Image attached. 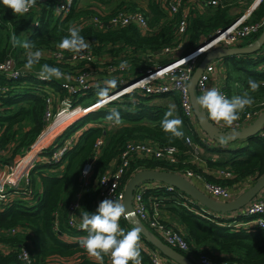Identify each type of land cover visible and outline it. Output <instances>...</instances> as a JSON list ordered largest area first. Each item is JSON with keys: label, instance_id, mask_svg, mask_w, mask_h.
Instances as JSON below:
<instances>
[{"label": "trees", "instance_id": "16d2710c", "mask_svg": "<svg viewBox=\"0 0 264 264\" xmlns=\"http://www.w3.org/2000/svg\"><path fill=\"white\" fill-rule=\"evenodd\" d=\"M201 1L202 6L186 9L184 5L188 0H183L179 9L171 13L163 5L162 0H73L66 12L56 11L55 0H37L36 6L23 16L15 15L11 9L0 4V29H10L17 39L26 30L27 34L23 36V41H32L35 44L34 50L58 48L59 42L68 35L69 27L81 28L80 34L90 43L95 57L90 59L89 65H84L86 61L84 58H58L53 54H43L38 65L58 67L66 76L74 72L77 66L84 65L86 68L91 66L95 69L94 77L97 78V82H93L91 78L87 87L76 85L75 90L69 92L64 85L65 79L44 81L38 77L35 70L26 72L23 68L17 73H12L0 69L2 150L0 163H8L15 154L27 151L43 130L48 94L56 98L69 95L73 104L86 105L93 102L98 99L97 93L105 86L106 80L115 78L117 81L115 88H118L119 85L149 69L172 60L175 56L163 51L165 45L182 40L181 53H184L195 47L209 33L231 23L252 2V0H217L216 3ZM234 5L241 9L231 13L230 8ZM119 10H140L147 20V29H140L134 21L98 27L93 22L83 20L87 15L94 14L106 20ZM184 13L185 28L179 31L178 24ZM263 15L264 0H260L250 10L248 19H258ZM259 31L247 36L245 42L253 40ZM146 50L151 51L150 58L143 56ZM69 53L64 51V55ZM23 54L25 55L20 62H26V52ZM9 55L14 56L10 49L0 44V61ZM96 56L105 59L103 64L117 63L123 56H127L129 66L122 71L118 70L113 76L108 75L105 69L96 66ZM222 60L225 64L224 87L229 98L242 95L245 91H249L254 98V104L246 107L241 114L243 115L245 111L264 109V80L261 81L264 78L263 49L260 47L249 53L230 54L222 57ZM249 79L260 84L258 91H250ZM169 95L174 99L173 104L165 101ZM52 99L54 102L55 98ZM170 105H175L172 118L178 117L183 121L181 130L184 133L183 138L174 139L171 143L170 134L161 128V120ZM112 109L120 113L123 123L119 127L109 125L110 122L106 120ZM90 121L94 122L89 124ZM78 129H81L78 137L71 142L58 160H52L54 151L61 146L63 140ZM50 131L46 132L44 139H47ZM186 136H190L204 151L226 149L225 146H212L201 140L189 118L182 111L176 90L159 94L136 90L72 121L53 141L37 152L29 169L31 197L25 198L18 194L0 208V228L13 226L20 228L8 235L0 234V264H23L19 257L22 247L29 252V264H96L94 260L84 256L86 252L80 241L87 233L81 228L69 226L67 206L82 183L80 174L83 164L91 161V171L87 176V182L82 186V211L79 217L81 219L84 211L90 214L96 211L97 180L113 162L122 142L127 138H151L163 145H173L177 148L179 160L176 163H169L149 156H136L131 159L124 172L122 184L133 172L141 168L167 169L184 175L186 169H191L205 180L230 186L235 191L239 183L249 181L250 184L264 173V126L257 134L229 148L227 158L212 159L204 156L203 151L201 156L205 165L190 161L188 155L190 145L185 140ZM97 138H106V142L95 148ZM222 168L231 170L232 175L226 177L218 175L216 171ZM36 180L40 188H37ZM21 190L22 187H18V192ZM148 191L157 192L155 188ZM195 207L190 208L177 202L166 207L181 220L193 256L201 253L213 259L238 264L264 262V227L223 225L219 223L222 219L218 215L213 216L201 210L198 208L199 205ZM239 217L247 218L242 215ZM120 224L125 232L135 228L126 218H122ZM65 233L73 236L67 237ZM140 239L150 246L153 245L141 232ZM140 250L142 264H153L150 255L141 245ZM105 259L106 256L104 264Z\"/></svg>", "mask_w": 264, "mask_h": 264}, {"label": "built area", "instance_id": "2783aa9c", "mask_svg": "<svg viewBox=\"0 0 264 264\" xmlns=\"http://www.w3.org/2000/svg\"><path fill=\"white\" fill-rule=\"evenodd\" d=\"M205 1L208 3H216L217 0ZM72 2L73 0H71L70 3L69 0H55V9L56 11L57 9H59V11L57 12H66L71 6ZM162 3L169 10V12L172 13L179 9L181 4L183 3V0H162ZM249 8L236 16L228 25L218 28L209 33V35L200 43L184 53H181L183 49L182 40H177L174 43L165 45L163 51L165 53H171L175 56L172 60L164 64L155 66L154 68L149 69L148 71L131 79L130 81L124 82L123 84L119 85L118 88L109 91L110 97H115V99L112 100H116L124 94H128L136 90L158 94L176 90L179 94L182 111L189 118V121L192 123L195 131L198 133V135H200L201 140L206 142L207 137L203 134L202 131H200V129L198 130L197 120L190 101L188 80L196 64L207 50L217 45L246 43L245 38L247 36L256 31H259L264 26V15L254 20L248 19V15L250 13ZM83 20L87 22H93L98 27H103L105 25H122L134 21L139 25L140 29H147V20L140 10H119L112 14L106 20L101 19L96 14L90 16L87 15L83 18ZM185 24L186 13L183 14L179 21L178 30L183 31L185 28ZM262 49L264 51V45L262 46ZM41 51L44 55L53 54L58 58H66L69 56L71 58L77 59L76 54L74 53L64 55V51L59 47H46L41 49ZM150 55V50H146L143 53V56L146 58H150ZM83 58L86 59L84 65H89L88 63L90 59L95 58L93 57V53L90 47L83 53ZM104 60V58L96 56V66L101 69H105L108 75L112 76L117 74L118 70L122 71L129 66V60L127 56H123L117 63L106 62L105 64H103ZM122 62L126 63V67L123 69L121 68ZM221 64L224 65L221 57H212L207 60L196 82L195 92L197 94V97L203 94L204 91L216 87L221 90L222 94L229 98L228 92L224 87V80L222 78L215 79L216 75H218L216 73V69L218 65ZM84 65L77 66V68H75V72L68 75L71 77L70 80H64V85L69 90V92L74 91L76 85L87 87V85L89 84V79L91 78H93V82H97V78L94 77L96 73L95 69H93L91 66H88V68H86L84 67ZM23 68V66H15L12 55L7 56L3 61H0V69H4L12 73H17ZM81 77H83V80H81ZM48 95L49 96H46V108L44 111L45 126L36 140H39L43 134L54 129L63 121L74 117L72 118V120H70V122L67 123L69 124L73 120L81 117L83 114L93 109L100 108V105L105 103L101 98H98L97 100L87 103L86 105H82L80 103L73 104L69 95L63 98H56L54 95ZM51 96L55 98L54 102ZM65 100L70 101V107L64 105L63 102ZM97 103L101 104H98L96 108L89 110V107H91V105H95ZM53 105H55L54 108ZM260 111L261 110L245 111L243 115L240 113L239 120L235 121L231 127L225 126L223 122L214 123L223 128H237L250 122ZM63 128L58 130L56 133L60 134ZM56 129L57 128H55L54 130ZM55 138V136H52L47 144H49ZM75 139L76 138H72L71 135L65 138L61 146L58 147L56 151H54L51 159L58 160L62 156L66 148L69 147L71 142ZM185 140L190 145V149L188 150L190 161L197 164H203L204 160L200 155L202 147L198 143H196L190 136H186ZM34 142L24 153L15 154L10 162L3 164L0 163V188H3V192L0 193V195H3L5 197V199L0 200V208L7 204V202H9L11 199L18 196V194H21L25 198L31 197L32 187L29 184V169L32 166V162L35 159L37 152L42 147L47 145L45 144L44 146H41V148H39L35 153L31 154L29 158L23 160V158L27 155V152L33 148ZM101 145L102 138H97L95 142V148H98ZM1 153L2 150L0 149V154ZM136 156H149L155 159H163L165 161H168L169 163H176L179 160L177 148L173 145H163L160 144L157 140L151 138L125 139L122 142L120 150L113 162L99 176L97 180L98 191L95 203L96 208L104 199H119L120 201H122L124 186L127 181L126 180L125 183L122 184V176L124 172H126L131 159ZM91 168V161H87L83 164L80 174L82 183L80 185V188L73 194L67 206V210L69 212L68 224L69 226L75 228H80L79 225L81 223V219L79 217V213L80 211H82V186L87 182V176L89 175ZM216 173L224 177L232 175V171L227 168L219 169L218 171H216ZM185 176L188 178H200L201 188L213 197L230 199L236 195L235 191L230 186L205 180L200 174L194 172L191 169H186ZM20 186L22 187V190L18 192V187ZM154 188L157 190V192L148 191V189ZM146 192L147 195H145ZM173 202L181 203L184 206L190 208H196L195 206L199 205L198 208H200L201 210H205L213 216L218 215L219 217H221L222 220L219 221V223L223 225L244 228H251L255 226L264 227V191L262 190L245 206L241 207L238 210L213 214L210 213L209 210L202 204L197 203L192 197L186 195L174 185L157 181H144L138 184L133 192L134 216L137 218V220H139L140 223L144 224L150 231L159 236L166 244L179 251H183L185 255H187L197 264L238 263H231L227 260L213 259L208 255L201 253L193 256L190 251V244L186 238V231L183 228V225L169 221L163 215L166 207L172 205ZM57 214L58 211L56 212V215ZM241 215L246 216L247 218L241 219L239 217ZM128 221L131 222L130 219H128ZM19 229L20 228L18 226H13L10 228H0V234L8 235L18 231ZM140 245L150 255L153 264H180L169 257L164 258V255L162 256L157 248L148 245L142 239H140ZM19 257L22 260L23 264L30 263V255L26 248H21ZM105 263L111 264L110 256H106ZM260 264H264V262Z\"/></svg>", "mask_w": 264, "mask_h": 264}, {"label": "clouds", "instance_id": "9594fccd", "mask_svg": "<svg viewBox=\"0 0 264 264\" xmlns=\"http://www.w3.org/2000/svg\"><path fill=\"white\" fill-rule=\"evenodd\" d=\"M70 2L71 0H69ZM0 4L5 8L11 9L15 15L23 16L36 6L37 0H0ZM81 31L79 27H69L68 35L59 42L58 47L63 51L76 54V58H83V53L89 49L90 43L80 34ZM11 44L13 47L19 46L26 50V62L23 67L26 72H32L43 57L42 51L34 50L35 44L30 40H18L15 34L11 36ZM125 67L126 63L122 62L121 68ZM37 75L44 81L71 79L70 76H66L58 67L48 64L41 65ZM81 80H83V77H81ZM104 84L105 86L101 87L97 93L98 97L105 102L100 105L101 107L106 106L108 102L115 99V97H110L109 91L117 86V81L113 78L106 80ZM248 85L251 92H256L260 88V84L252 79H249ZM63 103L65 106L70 107V101L65 100ZM195 104L213 122H223L225 126L231 127L235 121L239 120L240 113L246 107H251L254 104V98L250 95L249 91H245L242 95L233 96L229 99L222 94L219 88L213 87L196 97ZM174 113L175 105H170L168 111L164 114V118L161 120L162 130L170 134V143L174 139L184 137V133L181 130L183 121L178 117L172 118L174 117ZM106 120L111 122L114 127H119L123 123L120 113L116 109H112L109 112ZM2 192L3 188H0V193ZM2 199H5V197L0 195V200ZM126 217V207L119 199H104L99 203L94 213L83 212L79 227L87 235L81 239L80 244L86 254L96 264H104L105 256H110L111 264H142L140 231L133 228L125 232L121 227L120 221Z\"/></svg>", "mask_w": 264, "mask_h": 264}, {"label": "water", "instance_id": "95a60500", "mask_svg": "<svg viewBox=\"0 0 264 264\" xmlns=\"http://www.w3.org/2000/svg\"><path fill=\"white\" fill-rule=\"evenodd\" d=\"M259 1L260 0H253L249 10H251ZM263 44L264 26L261 28L257 36L247 43L217 45L207 50L200 58L190 75L188 80V90L194 115L196 117L198 126L214 146H225L226 148L235 141L245 140L248 137L260 132L264 126V109H262L250 122L245 125L237 128H223L210 120L207 117V114L203 110L199 109L195 104V99L197 97L195 92L197 79L208 59L212 57L222 58L230 54L253 52L259 49ZM228 150L229 149L226 148L223 151ZM144 181H157L174 185L183 193L192 197L197 203H200L206 207L210 213L218 214L235 211L245 206L264 188V173L259 175L245 189L230 199H221L209 195L192 180L177 171L160 168H141L133 172L128 177L124 186V194L121 202L126 207L127 218L130 219L133 226L136 229H139L142 236L152 243V247L157 248L162 255L167 256L180 264H197L181 251H178L177 249L166 244L159 236L150 231L134 216L133 192L136 186Z\"/></svg>", "mask_w": 264, "mask_h": 264}, {"label": "crops", "instance_id": "0c3cea01", "mask_svg": "<svg viewBox=\"0 0 264 264\" xmlns=\"http://www.w3.org/2000/svg\"><path fill=\"white\" fill-rule=\"evenodd\" d=\"M252 2H253V0H252ZM251 2V3H252ZM250 3V4H251ZM250 4L246 7V8H244L245 10L246 9H248L249 8V6H250ZM185 7H186V9H189V8H191V7H194L193 9H195L196 7H199V6H202V1L201 0H188V3H185V5H184ZM241 8L240 7H238V6H232L231 8H230V12L231 13H234V12H236V11H239ZM27 34V32L25 33V35ZM24 35V36H25ZM264 45V44H263ZM224 62V61H223ZM217 71H216V73L218 74V75H216V77H215V79L216 78H222L223 80L225 79V65H218V67H217V69H216ZM165 101L166 102H168L169 104H173V101H174V99H173V97H168V98H165ZM72 120V119H71ZM68 122H70V120H68V121H66V123H68ZM198 130H199V127H198ZM201 131V130H200ZM200 133H202V132H200ZM52 135V134H51ZM203 135V134H202ZM50 138V137H49ZM203 141V140H202ZM243 142V140H238V141H235V142H233V143H231L230 145H229V147H226L227 149H229V148H232V147H234V146H236V145H238V144H241ZM206 143H208V144H211L212 146H214L213 145V143L210 141V140H208L207 138H206ZM203 149V148H202ZM203 151H204V149H203ZM203 151L201 152V153H203ZM228 154H229V152L228 151H216V150H214V149H212V150H205L204 151V156L206 155V156H209L210 158H212V159H222V158H227V156H228ZM202 157V156H201ZM202 165H205V163H203ZM192 179V181L195 183V184H197V185H199V186H201V179L200 178H191ZM249 185V181L247 182V181H244V182H242V183H240L238 186H237V189L235 190V193L236 194H238L240 191H242L243 189H245L247 186ZM37 188H40V184L39 183H37ZM262 191H264V188L262 189ZM163 215H164V217L166 218V219H168L169 221H172V222H174V223H176V224H182V222L180 221V219H179V217L178 216H176L174 213H172V212H170L169 210H164V212H163ZM181 222V223H180ZM65 235L67 236V237H71V236H73V235H71V234H68V233H65ZM163 256V255H162ZM164 258L165 257H167V256H163Z\"/></svg>", "mask_w": 264, "mask_h": 264}, {"label": "rangeland", "instance_id": "374dc122", "mask_svg": "<svg viewBox=\"0 0 264 264\" xmlns=\"http://www.w3.org/2000/svg\"><path fill=\"white\" fill-rule=\"evenodd\" d=\"M25 33H26V30H24L23 31V33H22V35H20L19 36V38H18V40H20V41H23V36L25 35ZM11 36H12V33H11V31H10V29H7V28H3V29H0V44H2L3 46H5L7 49H10V52L14 55L13 57V60H14V63H15V66H18V67H20V66H24V63L25 62H20V60H22L23 59V57H24V55L25 54H23V53H25L26 51L25 50H22V47H19V46H17V47H13L12 46V44H11ZM224 63V62H223ZM225 65V64H224ZM261 65V64H260ZM39 69H40V65H36L35 67H34V69L33 70H35L36 72H38L39 71ZM75 72V71H74ZM73 73V72H72ZM262 80H264V78L263 79H261V81ZM197 95V94H196ZM170 97H171V95H169ZM97 98H100V97H97ZM156 101H159V100H156ZM98 104H101V103H97V104H95V105H91V107H89V109H93V108H96L97 106H98ZM166 105V104H165ZM93 110H95V109H93ZM81 114V113H80ZM86 114V113H85ZM82 115V114H81ZM84 115V114H83ZM73 117H71L70 119H67V120H65V121H63L61 124H59L57 127H55V128H57L56 130H54V129H52L51 131H50V135L48 136V137H56L57 135L56 134H58V133H56L58 130H60L61 128H63L67 123H66V121H68V120H71ZM92 122H94V121H90V123L89 124H92ZM70 124V123H69ZM69 124H67L64 128H63V130L69 125ZM109 125H111V122L109 123ZM62 130V131H63ZM80 131H81V129H78V130H76V131H74L72 134H70L71 136H72V138L74 137V138H77L78 137V135H79V133H80ZM52 134V135H51ZM103 142H106V138H102V144H103ZM44 143V142H43ZM209 145H211V144H209ZM202 151H203V149H202ZM201 151V152H202ZM201 152H200V155H201ZM32 154V153H31ZM31 154H29L28 156H25L24 158H23V160H25V159H27V158H29L30 156H31ZM38 157V156H37ZM39 158V157H38ZM36 182L37 183H39L38 182V180H36ZM22 183H23V180H22ZM154 184V183H153ZM61 210H63V208H61ZM61 210H60V212H61ZM126 219L128 220V218L126 217ZM179 251V250H178ZM84 256H86L89 260H93L92 258H90L86 253L84 254ZM161 257V256H160Z\"/></svg>", "mask_w": 264, "mask_h": 264}, {"label": "bare ground", "instance_id": "6f19581e", "mask_svg": "<svg viewBox=\"0 0 264 264\" xmlns=\"http://www.w3.org/2000/svg\"><path fill=\"white\" fill-rule=\"evenodd\" d=\"M76 114H78V113H76ZM73 118H74V117H73ZM45 134H46V133H45ZM45 134H43V135L40 137L39 140H36V141L34 142L33 148L27 152V155H26V156H28V155L31 154V153H32V154L35 153L39 148H41V146H44L45 144H47V142L50 140V138L47 137V139H44ZM43 142H44V143H43Z\"/></svg>", "mask_w": 264, "mask_h": 264}]
</instances>
